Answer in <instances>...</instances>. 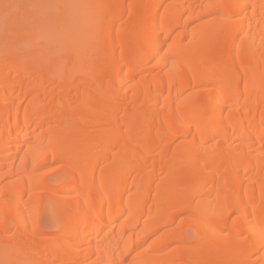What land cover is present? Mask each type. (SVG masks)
<instances>
[{
    "label": "bare ground",
    "instance_id": "1",
    "mask_svg": "<svg viewBox=\"0 0 264 264\" xmlns=\"http://www.w3.org/2000/svg\"><path fill=\"white\" fill-rule=\"evenodd\" d=\"M11 1L0 264H264V0Z\"/></svg>",
    "mask_w": 264,
    "mask_h": 264
},
{
    "label": "rangeland",
    "instance_id": "2",
    "mask_svg": "<svg viewBox=\"0 0 264 264\" xmlns=\"http://www.w3.org/2000/svg\"><path fill=\"white\" fill-rule=\"evenodd\" d=\"M10 1H11V0H7V1H6V0H0V8H1L2 10L4 9L3 11L0 9V19H1V17H2V19H1L2 22L0 23V26H1V25H2V26H5V24H6V20L8 19V18H6V17H9V16H10V17H9V19H10L11 16L14 15V13H16V12H14L15 9H16V11L19 10V9H17V8H15V9L12 8V10L10 9V10L12 11V12H11L10 10H9V11H6L5 8H2L3 5L6 4L7 2H8V4H11V5H12L13 1H11L12 3H11ZM15 3H16V2H14L13 5H16ZM13 9H14V10H13ZM4 12H5V13H4ZM8 12H10V13H8ZM3 13H4V14H3ZM6 13H7V14H6ZM2 14H3L5 17L2 16ZM3 24H4V25H3ZM2 26H1V27H2ZM1 27H0V29H1L0 32H3V30H2ZM1 34H2V33H1ZM1 34H0V36H1Z\"/></svg>",
    "mask_w": 264,
    "mask_h": 264
},
{
    "label": "snow or ice",
    "instance_id": "3",
    "mask_svg": "<svg viewBox=\"0 0 264 264\" xmlns=\"http://www.w3.org/2000/svg\"><path fill=\"white\" fill-rule=\"evenodd\" d=\"M3 7L6 9V10H8V9H10V8H17V7H19L18 5H11V4H4L3 5ZM34 7V6H33ZM7 14V13H6ZM261 235H262V237H264V232H262L261 233Z\"/></svg>",
    "mask_w": 264,
    "mask_h": 264
}]
</instances>
